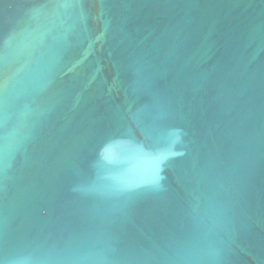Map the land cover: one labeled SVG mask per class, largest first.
Listing matches in <instances>:
<instances>
[{"label": "water", "instance_id": "95a60500", "mask_svg": "<svg viewBox=\"0 0 264 264\" xmlns=\"http://www.w3.org/2000/svg\"><path fill=\"white\" fill-rule=\"evenodd\" d=\"M0 264H264V0H0Z\"/></svg>", "mask_w": 264, "mask_h": 264}]
</instances>
